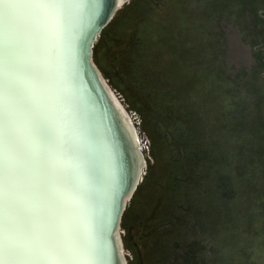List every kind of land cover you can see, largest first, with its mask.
<instances>
[{
    "label": "rangeland",
    "instance_id": "obj_1",
    "mask_svg": "<svg viewBox=\"0 0 264 264\" xmlns=\"http://www.w3.org/2000/svg\"><path fill=\"white\" fill-rule=\"evenodd\" d=\"M93 59L147 162L128 263L264 264V0H131Z\"/></svg>",
    "mask_w": 264,
    "mask_h": 264
},
{
    "label": "snow or ice",
    "instance_id": "obj_2",
    "mask_svg": "<svg viewBox=\"0 0 264 264\" xmlns=\"http://www.w3.org/2000/svg\"><path fill=\"white\" fill-rule=\"evenodd\" d=\"M114 7L0 0V264H111L109 236L140 177L79 72Z\"/></svg>",
    "mask_w": 264,
    "mask_h": 264
},
{
    "label": "water",
    "instance_id": "obj_3",
    "mask_svg": "<svg viewBox=\"0 0 264 264\" xmlns=\"http://www.w3.org/2000/svg\"><path fill=\"white\" fill-rule=\"evenodd\" d=\"M115 1L116 0H114V3ZM117 7H118L117 5L114 7L112 14L108 17L107 21L102 26L97 24V30L92 38L91 48L93 46L94 40H96V38L100 36L102 29L109 22ZM90 50L92 52V49ZM99 76L100 73L97 71L95 66H93L91 62V58H90V63L84 62L79 72L80 92L84 97L89 110L92 111L95 114V116L102 121V127L105 130H108L110 134L114 135L117 138L121 146V151L126 166L133 168L136 172L138 152L137 150H135L133 139L131 137L129 130L125 127L121 119V116L119 114V111L112 103V101L109 99L105 91L104 85ZM138 175L140 177V173ZM136 185L134 186L132 191L127 192V194L122 197V199L125 202L124 211L117 218L118 227H119V223H121L122 216L126 211L128 203L133 196ZM112 232L109 236L111 257H112L111 264H122V262L120 261L122 255L120 256L119 252H117V248L114 242V237L112 236Z\"/></svg>",
    "mask_w": 264,
    "mask_h": 264
},
{
    "label": "bare ground",
    "instance_id": "obj_4",
    "mask_svg": "<svg viewBox=\"0 0 264 264\" xmlns=\"http://www.w3.org/2000/svg\"><path fill=\"white\" fill-rule=\"evenodd\" d=\"M125 4L126 3H122V0H116L115 1V6L117 5L118 7L115 10V12H114L113 16L111 17V19L109 20V22L113 19V17L115 16L116 12ZM113 9H112V11H113ZM108 23L104 26V28L108 25ZM98 38L99 37H97L96 40H94L93 46L91 48L92 49L91 62L93 64V66H95L97 71L100 73L99 77H100V79H101V81H102V83L104 85L105 91H106L109 99L112 101V103L115 105V107L119 111V114L121 116V119H122L125 127L129 130V132L131 134V137L133 139V144L135 146V150H137V152H138L136 174L138 175L140 173V181H139V183H140L141 180L143 179V175L145 174V170H146V166H147V162H146L145 158H141L142 155H143V145H142L143 142H142V140L140 138V135L136 131V127H135V125H134V123L132 121V116L130 115L129 111L126 109L125 105L122 103V101L120 100L119 96L116 94L115 90L108 83L107 79L104 77V75L101 72L100 68L98 67V65L95 63V61L93 59V48H94V45L97 42ZM139 152L142 153L141 156H140ZM139 183H137V185H136V187L134 189V192H135L137 186L139 185ZM112 236L114 237V242L116 244L117 252H119L120 256L122 255L120 261L122 262V264H129L128 261H127L126 249L124 248L123 241H122V238H121V226H120V223H119V227L117 226V224L114 227L113 232H112Z\"/></svg>",
    "mask_w": 264,
    "mask_h": 264
}]
</instances>
